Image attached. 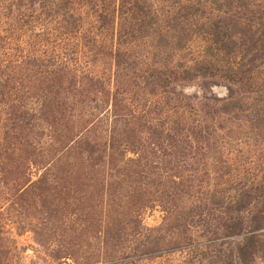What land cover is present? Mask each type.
I'll return each mask as SVG.
<instances>
[{"label":"rangeland","instance_id":"obj_1","mask_svg":"<svg viewBox=\"0 0 264 264\" xmlns=\"http://www.w3.org/2000/svg\"><path fill=\"white\" fill-rule=\"evenodd\" d=\"M108 1L53 0L52 8L61 15V19L56 17L58 21L70 22L64 13L74 20L80 17L91 40L95 15L101 3ZM149 1L158 14L168 4L166 0ZM9 2L12 0H0V36L13 30L15 38L20 22L7 15ZM36 2L21 0V37L11 45L21 50V113L31 121V128L21 134L20 150H8L1 156L5 160L0 170V264H110L145 241L146 234L150 235V245L138 264L186 263L187 251L177 246L204 242L210 237L218 227L212 205L224 206L228 201L213 197L219 187L215 185L226 179L244 184L248 177H259L264 168V130L253 119L255 110L262 107L251 100L253 95L246 92L248 89L229 86L218 78L171 84L173 98L194 108L202 105L201 113L214 117V125L220 127L217 135L202 139L208 141L199 148L188 141L192 147L185 151L183 162L176 161L178 155L162 161L166 149L161 152L159 146L166 134H172L171 120L160 117L166 122L162 134L151 129L149 123H139L132 145L114 142L113 146L123 150L125 159L134 160L133 169L142 176L141 183L128 189L123 184L115 185L114 170L107 158L97 161L81 153L83 142L98 151L108 149L109 142L117 138L122 126L114 121L117 112L108 100L100 99L102 102L93 108L94 96L82 98L86 100L77 105L67 123L71 134L59 145H53L59 132H50V119H39V105L55 90L44 86L47 75L40 64L36 38L40 27L30 22L40 12ZM28 15L32 17L24 25ZM8 52L14 51L0 49V62L6 61L2 57ZM100 62L87 63L85 69L93 76L106 78L111 62ZM250 88H255L253 80ZM209 154L215 157L206 161ZM127 165L130 167V163ZM118 190L120 195L115 193ZM228 194L238 193L230 190Z\"/></svg>","mask_w":264,"mask_h":264},{"label":"trees","instance_id":"obj_2","mask_svg":"<svg viewBox=\"0 0 264 264\" xmlns=\"http://www.w3.org/2000/svg\"><path fill=\"white\" fill-rule=\"evenodd\" d=\"M33 1L28 0L29 4ZM36 1L40 12L30 22L40 27L36 38L40 64L47 75L44 86L55 90L39 105V119H50V132H59L53 145H59L71 134L67 123L77 105L86 100L82 98L94 96L93 108L102 102L100 99L108 100L117 112L114 121L122 126L117 138L109 142L108 149L98 151L83 142L81 153L97 161L107 158L114 170L115 185L123 184L128 189L141 183L142 176L133 169L134 160L125 159L123 150L113 146L114 142L132 145L139 123H149L151 129L162 134L166 122L160 117L171 120L172 134H166L159 146L161 152L166 149L162 161L178 155L176 161L183 162L185 151L192 147L188 141L199 148L208 141L202 139L217 135L220 127L214 125L213 116L206 114V118L201 113L202 105L194 108L172 97L173 83L218 78L229 86L248 89L251 100L262 107L255 110L253 119L264 130V0H166L168 4L160 14L149 0H117L115 8L116 0H110L101 3L95 15L91 40L80 17L74 20L64 13L70 22L58 21L56 17L61 19V15L52 8L53 0ZM21 7V0H12L6 7L7 15L20 22L16 30L19 34L13 38L10 30L0 36V49L14 51L3 54L6 61L0 62V157L8 150H20L21 134L31 128V121L21 113V50L11 46L20 41ZM31 17L28 15L22 23L25 25ZM105 60L111 62L106 78L86 71L85 64ZM252 80L255 88H250ZM232 94L229 90L231 99ZM211 157L215 156L209 154L205 160ZM1 159L0 170L5 158ZM215 186L219 187L213 197L228 200L224 206L212 205L218 227L204 242L177 246L187 251L184 264H264V168L259 177H248L244 184L226 179ZM230 190L237 196L227 195ZM132 222L139 225L136 218ZM149 236L144 235L145 241L110 264H138L150 245ZM233 238L239 241L232 242ZM223 244L227 247L222 248Z\"/></svg>","mask_w":264,"mask_h":264}]
</instances>
